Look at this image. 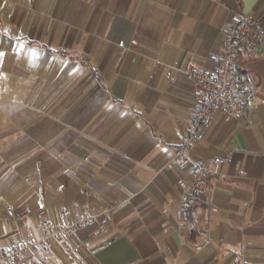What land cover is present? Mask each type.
Masks as SVG:
<instances>
[{
  "label": "crops",
  "instance_id": "0c3cea01",
  "mask_svg": "<svg viewBox=\"0 0 264 264\" xmlns=\"http://www.w3.org/2000/svg\"><path fill=\"white\" fill-rule=\"evenodd\" d=\"M237 15L262 20L245 117L213 113L190 149L222 159L210 190L182 207L173 161ZM122 43V46L119 44ZM103 221L22 264H264V0H0V248L39 239L38 213L71 225L73 204Z\"/></svg>",
  "mask_w": 264,
  "mask_h": 264
},
{
  "label": "built area",
  "instance_id": "2783aa9c",
  "mask_svg": "<svg viewBox=\"0 0 264 264\" xmlns=\"http://www.w3.org/2000/svg\"><path fill=\"white\" fill-rule=\"evenodd\" d=\"M262 20L252 15H237L222 31L219 42V54L209 57L214 65L213 72L197 69L190 64L185 69V75L190 81L204 89V98L194 111L188 131L182 141L174 146L173 161L182 166L193 168V178L190 181L178 179L177 187L181 193L182 207L194 206L202 200L203 194L210 190L209 179L217 175L222 159L214 157L212 166L195 162L190 157V149L198 138L200 130L206 128L213 113H219L224 122L239 121L245 117L248 103L256 96V89L250 85L243 73L237 67L241 55L256 56L262 46ZM122 46V43L119 44ZM73 224H65L62 228L53 229L45 210L38 213L42 236L34 239L25 236L9 248H0V264H22L21 259L34 253L45 252L46 241L57 242L69 255L72 262L78 259L70 245L64 240L76 230L88 224H95L97 229L94 237L103 231V221L93 208L84 205L82 208L73 204ZM51 264V263H48Z\"/></svg>",
  "mask_w": 264,
  "mask_h": 264
}]
</instances>
